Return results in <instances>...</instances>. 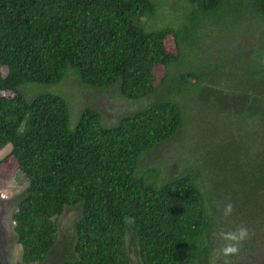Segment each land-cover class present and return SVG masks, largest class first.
Listing matches in <instances>:
<instances>
[{"label":"trees","instance_id":"16d2710c","mask_svg":"<svg viewBox=\"0 0 264 264\" xmlns=\"http://www.w3.org/2000/svg\"><path fill=\"white\" fill-rule=\"evenodd\" d=\"M180 1L175 22L151 27L165 0H0V149L11 145L2 161L13 156L28 181L12 214L23 263L264 264V30L255 45L233 38L264 21V0ZM68 72L155 98L112 124L84 105L71 126L63 94L25 89ZM189 105L208 118L192 116L206 143L178 170V148L144 163L186 133ZM68 209L76 217L62 232ZM238 211L248 233L225 254Z\"/></svg>","mask_w":264,"mask_h":264},{"label":"rangeland","instance_id":"374dc122","mask_svg":"<svg viewBox=\"0 0 264 264\" xmlns=\"http://www.w3.org/2000/svg\"><path fill=\"white\" fill-rule=\"evenodd\" d=\"M182 3L180 0H165V7L160 9L153 17L148 21L149 26L151 27H160L165 24H169L175 22V9H180ZM172 10V11H171ZM256 24V25H255ZM245 25V24H244ZM238 27V25H236ZM262 30H264V21L257 22L255 20H250L246 27L241 31L239 35L238 33L233 34V38H249L251 39L252 45H255L259 37L261 35ZM246 33V34H243ZM210 40H205L204 46L206 43L208 44V52L212 53V46ZM218 43L213 44V47H219ZM168 49L170 51H176L175 43L173 40V36H170L169 42L167 44ZM233 48V45L231 44ZM214 48V49H215ZM261 64L264 66V54L260 56ZM5 70V69H4ZM236 73V72H235ZM241 74L240 71H237V76L239 77ZM240 78L234 80H228V82H239ZM29 86H25L23 88L26 89L28 95H35L41 92H60L66 98L69 105V113H70V125L73 126L77 122L79 118V114L81 108L84 105H89L94 108H97L102 113V120L104 124H112L116 121V119L125 113H129L143 105H145L149 100H153L155 96H151L141 100H129L119 94L117 89L112 88H95L91 86H86L82 84L76 75L73 72H68L67 75L58 83L53 84H28ZM172 85L169 84L168 91L172 90ZM189 115L186 124V133L184 135H177V138L166 144L163 147L158 148L155 152L148 153L147 157L144 160V163L154 162L157 156L163 157L166 151L171 150V152H175L176 148L178 151L184 152L187 148H191V145L200 144L199 147L203 143H206V129L205 128H195L194 122L192 121V116L196 117L197 120L208 121L207 117L199 114L197 108L193 105H189L187 110H185ZM209 116H211L212 109L208 110ZM222 121V125L224 127H229V124H226L227 115L226 112L220 116ZM221 125V126H222ZM230 142V139H226ZM224 140V141H226ZM206 148V147H205ZM11 150V145L6 144L4 147L0 149V200H11L15 201L17 195L27 186L28 181L25 175L19 170L16 160L13 156H9L5 161L2 159L9 154ZM190 153V151H186L179 156L173 157V160H170L169 164L173 169L176 170L181 169L187 163L183 161L181 156H186ZM191 155H189L190 157ZM206 157V156H205ZM160 160V159H159ZM15 209V208H14ZM76 209H68L63 211V213L59 216L58 225L59 229L62 232H65V229H69V227L73 224V220L76 217ZM238 216V224L237 227L243 226L242 224H247L245 222V215L242 211H238L236 213ZM227 223L232 222V220H228V218H224ZM229 225V224H228ZM230 228V225H229ZM222 230V229H221ZM232 230V229H230ZM223 232V231H222ZM237 245V250L241 247L240 240L232 241ZM22 249L21 245L15 243L13 248L10 250V259L11 264H25L21 260ZM231 257L229 255L226 256L225 261H229ZM35 264V263H29Z\"/></svg>","mask_w":264,"mask_h":264},{"label":"flooded vegetation","instance_id":"af4514ba","mask_svg":"<svg viewBox=\"0 0 264 264\" xmlns=\"http://www.w3.org/2000/svg\"><path fill=\"white\" fill-rule=\"evenodd\" d=\"M15 201L0 200V264H11L10 250L17 242L12 218Z\"/></svg>","mask_w":264,"mask_h":264},{"label":"clouds","instance_id":"9594fccd","mask_svg":"<svg viewBox=\"0 0 264 264\" xmlns=\"http://www.w3.org/2000/svg\"><path fill=\"white\" fill-rule=\"evenodd\" d=\"M230 207V206H229ZM247 228L240 226L237 230H229L222 233L225 239V243L221 248V251L225 254L233 253L237 251V245L232 241H238L244 239L247 236Z\"/></svg>","mask_w":264,"mask_h":264}]
</instances>
